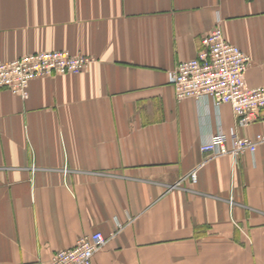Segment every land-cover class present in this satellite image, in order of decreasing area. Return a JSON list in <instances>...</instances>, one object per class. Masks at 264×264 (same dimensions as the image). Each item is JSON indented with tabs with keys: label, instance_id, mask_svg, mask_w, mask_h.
Returning <instances> with one entry per match:
<instances>
[{
	"label": "crops",
	"instance_id": "0c3cea01",
	"mask_svg": "<svg viewBox=\"0 0 264 264\" xmlns=\"http://www.w3.org/2000/svg\"><path fill=\"white\" fill-rule=\"evenodd\" d=\"M215 27L264 87V0H0V61L93 59L24 100L0 90V264L95 232L91 264H264V143L187 178L214 134L264 135V109L240 127L228 104L175 97L168 73Z\"/></svg>",
	"mask_w": 264,
	"mask_h": 264
},
{
	"label": "built area",
	"instance_id": "2783aa9c",
	"mask_svg": "<svg viewBox=\"0 0 264 264\" xmlns=\"http://www.w3.org/2000/svg\"><path fill=\"white\" fill-rule=\"evenodd\" d=\"M249 61L238 46L225 40L221 28L215 27L202 37L196 57L178 63L168 73V80L178 101H210L215 108L228 104L238 126L246 127L256 121L258 113L264 109V87L248 88L245 84ZM92 62L89 57L68 51L37 52L9 62L0 61V90H7L24 100L31 81L82 74ZM258 142L264 143V135L252 141L239 137L235 130L228 136L223 132L214 134L201 145L203 160L187 178L196 182L198 169L207 162L226 155L237 158L246 152L253 153ZM104 243L98 232L83 236L73 247L55 252L46 264H91L94 254Z\"/></svg>",
	"mask_w": 264,
	"mask_h": 264
}]
</instances>
